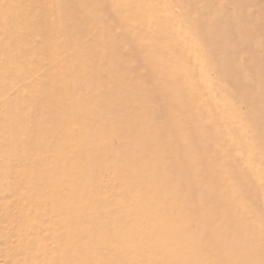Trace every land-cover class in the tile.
<instances>
[{"label":"rangeland","instance_id":"1","mask_svg":"<svg viewBox=\"0 0 264 264\" xmlns=\"http://www.w3.org/2000/svg\"><path fill=\"white\" fill-rule=\"evenodd\" d=\"M0 264H264V0H0Z\"/></svg>","mask_w":264,"mask_h":264}]
</instances>
